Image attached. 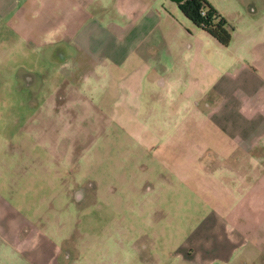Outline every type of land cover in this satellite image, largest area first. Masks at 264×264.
<instances>
[{
	"label": "rangeland",
	"instance_id": "rangeland-1",
	"mask_svg": "<svg viewBox=\"0 0 264 264\" xmlns=\"http://www.w3.org/2000/svg\"><path fill=\"white\" fill-rule=\"evenodd\" d=\"M207 1L232 37L227 50L206 47V35L171 0L153 3L146 16L157 29H137L130 35L137 46L105 38L99 54L84 35L23 42L0 13V233L15 227L20 238L0 237V264H186L180 246L197 217L175 210L184 203L170 193L183 186L165 166L178 164L172 153L183 144L197 138L198 147H210L220 133L210 119L221 100L208 86L250 65L248 57L234 59L243 47L236 41L243 24L264 15L250 10L261 0ZM254 49L264 67V45ZM167 63L181 75L177 88L165 86ZM255 68L247 69L258 74ZM22 239L46 246L44 260L19 257Z\"/></svg>",
	"mask_w": 264,
	"mask_h": 264
},
{
	"label": "crops",
	"instance_id": "crops-1",
	"mask_svg": "<svg viewBox=\"0 0 264 264\" xmlns=\"http://www.w3.org/2000/svg\"><path fill=\"white\" fill-rule=\"evenodd\" d=\"M155 2L157 0H0V13L10 36H18L23 42L44 38L50 44L59 40L78 42L76 39L84 35L86 41L97 46L93 52L99 54L105 38L121 47L124 41L135 42L130 35L137 29H157L156 23L146 16ZM263 4L264 0L257 5L250 4L251 12L263 8L264 13ZM109 13L114 14L112 19ZM259 19L243 24L240 40L236 41L237 46L243 47H236L235 53L239 51L240 57L235 55L234 59L248 57L250 65H242L232 75H222L208 86L221 100L218 104L222 107L215 106L219 116L210 119L213 128L220 133L209 138L210 147H198L197 138L193 146L183 144L186 148L172 153L178 157V164L165 166L166 177L176 176L183 186L170 193V197L181 198L184 204L188 201L175 210L182 219L191 215L197 217L180 246V258L186 264H244V259L250 257L264 260V67L251 57L255 46L264 45V15ZM108 27L113 30L108 36L98 32ZM255 30H259L262 38H243ZM231 38L227 47L220 48L206 36L204 45L227 50ZM245 45L250 50L247 53ZM166 58L167 62L171 60L168 54ZM251 65L255 70V66L258 68V74L247 69ZM165 68V86L177 88L183 82L181 75L172 71L171 63L165 64ZM197 82L194 90L198 91ZM190 140L193 142V138ZM40 170L38 166V175ZM19 182L25 181L19 179ZM19 220L21 225H32L24 216ZM32 227L35 231L36 226ZM2 229L0 237L6 244L19 242V228L2 226ZM24 241L22 239L15 249L18 256L32 263L43 261L47 247Z\"/></svg>",
	"mask_w": 264,
	"mask_h": 264
},
{
	"label": "trees",
	"instance_id": "trees-1",
	"mask_svg": "<svg viewBox=\"0 0 264 264\" xmlns=\"http://www.w3.org/2000/svg\"><path fill=\"white\" fill-rule=\"evenodd\" d=\"M180 13L220 48L229 44L230 34L223 20L205 0H171ZM202 13V14H201Z\"/></svg>",
	"mask_w": 264,
	"mask_h": 264
},
{
	"label": "built area",
	"instance_id": "built-area-1",
	"mask_svg": "<svg viewBox=\"0 0 264 264\" xmlns=\"http://www.w3.org/2000/svg\"><path fill=\"white\" fill-rule=\"evenodd\" d=\"M202 14V13H201Z\"/></svg>",
	"mask_w": 264,
	"mask_h": 264
}]
</instances>
